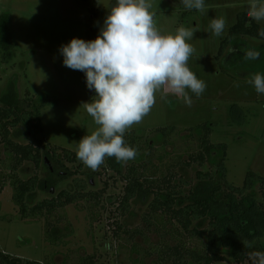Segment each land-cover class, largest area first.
<instances>
[{
	"label": "rangeland",
	"instance_id": "rangeland-1",
	"mask_svg": "<svg viewBox=\"0 0 264 264\" xmlns=\"http://www.w3.org/2000/svg\"><path fill=\"white\" fill-rule=\"evenodd\" d=\"M149 2L152 5L149 11L154 13L155 25L162 34L175 35L181 26L197 29L187 41L195 49L188 67L205 82L206 89L198 97L189 92L190 107L182 97L169 93L161 98L163 92H157L151 111L141 123L127 130L139 135L144 133V147L145 142H150L152 147L146 148L147 152H138L127 163L121 162L122 172L130 164L144 163L149 157L147 174L152 171L153 178H159L172 172L174 183H179L183 174L188 182L186 191L198 184L199 170L220 180L217 170L221 157L215 151L203 166L193 162L187 170L183 168L191 157L204 151L202 140L206 131L201 128L206 124L211 129L209 141L227 145L225 165L230 183L242 186L251 171L264 177V94L257 93L249 83L256 73L264 76V40L246 36L247 41L241 43L240 49L234 50L228 44L220 54L221 43L236 24L239 13L248 12L249 0H204V12L186 9L181 0ZM112 5V0H0V15H11L10 34L16 45V57L9 63H0V94L6 93L13 84L20 99L28 94L39 105L48 99L41 109L43 132L37 136L44 143L76 152L78 142L98 127L81 106L90 102L96 93L88 89L84 72L64 65L60 49L73 38L95 40ZM219 17L225 18L226 27L217 37L209 25ZM257 23L264 26V21ZM248 50L259 52V58L245 59ZM165 128L166 135L162 132ZM31 141L35 137L23 139L24 143ZM0 157H5L3 147ZM107 159L96 171L84 165V170L95 172L91 189L105 191L101 206L95 209L98 219H92L83 201L60 209L52 221L56 220L70 234L55 245L46 240L45 218H21L12 197L13 188L7 183L0 193V250L43 264H78L89 255L96 264H153L158 255L145 252L160 240V233L153 228L159 223L147 219L153 195L132 201L128 211L121 209L126 180L108 168ZM66 164L75 170L78 162ZM25 166L23 178L36 173L34 164L26 162ZM0 170L4 171L1 166ZM39 174L44 175V168ZM73 179H65L59 190L70 188ZM252 191L259 201L263 200L260 181L255 182ZM48 195L39 190L36 201ZM194 226L207 225L194 222ZM135 230L143 233L131 237L129 231ZM214 264H253V256L244 263L218 261Z\"/></svg>",
	"mask_w": 264,
	"mask_h": 264
},
{
	"label": "trees",
	"instance_id": "trees-1",
	"mask_svg": "<svg viewBox=\"0 0 264 264\" xmlns=\"http://www.w3.org/2000/svg\"><path fill=\"white\" fill-rule=\"evenodd\" d=\"M112 1L115 4V0ZM10 19V13L0 15V63H9L16 57V45L10 34ZM262 28L264 26L248 17L247 12L239 13L236 24L221 43L220 54L228 44L234 50L240 49L246 36L264 40L258 35ZM47 100L39 105L28 94L20 99L13 84L9 85L6 93L0 94V149L3 147L5 153V157H0V166L4 170H0V193L9 183L21 218H45L46 240L55 245L70 234L56 220L52 221L56 212L83 201L87 203L92 219L97 220L95 209L101 206L105 191L91 189L95 172L84 170V164L77 158L76 152L49 145L37 137L43 132L41 109ZM201 129L206 131V137L202 140L204 151L191 157V161L183 168L187 170L193 162L203 166L208 156L211 158L215 151L221 157L217 170L221 179L199 170V182L189 191L185 190L188 182L183 179V174L181 183H174L175 173L172 172L159 178H153L152 171L147 174L150 165L146 162L149 157L144 163L130 164L124 173L121 162H117L114 157L107 159L108 168L123 175L126 180L120 201L121 209L128 211L132 201L153 195L147 219L159 223L153 228L160 233V240L145 251L158 255L153 264H214L218 261L244 263L254 252H264V177L251 171L247 173L242 186L230 183L225 165L227 145L209 141L210 126L203 124ZM162 132L166 135L167 129ZM143 134L127 131L124 137L126 144L135 148L137 154L140 151L147 152L149 149L146 148L152 147L150 142H145L144 147ZM31 137H35V141L23 142V139ZM26 162L34 164L36 173L23 178L21 174L27 171ZM66 162H78L77 168L72 170ZM41 168H44L43 176L39 174ZM150 169H153L152 166ZM80 174L85 177H78ZM68 177L74 178L73 185L59 190L61 183ZM256 181L261 182L262 201L252 191ZM39 190L49 193L48 197L36 201ZM194 222L200 225L206 223L207 226H194ZM129 232L131 237L143 233L141 230ZM247 242L253 246L247 247ZM0 264L43 263L11 256L0 250ZM78 264L96 263L94 257L89 255L80 259Z\"/></svg>",
	"mask_w": 264,
	"mask_h": 264
},
{
	"label": "clouds",
	"instance_id": "clouds-1",
	"mask_svg": "<svg viewBox=\"0 0 264 264\" xmlns=\"http://www.w3.org/2000/svg\"><path fill=\"white\" fill-rule=\"evenodd\" d=\"M188 9L204 12V0H181ZM149 0H115L104 20L100 34L92 41L73 38L60 49L66 67L86 74L88 89L96 95L82 103L98 127L77 144L76 155L96 171L106 157L127 163L137 150L125 142V134L142 122L156 103V93L182 97L192 105L189 92L200 96L206 89L188 67L194 47L188 43L196 28L179 27L175 33L162 34L155 25ZM248 17L264 21V2L249 0ZM209 27L219 37L226 27L224 17L211 20ZM258 35L264 38V28ZM260 53L248 50L245 59H258ZM259 94H264V76L253 75L249 81ZM238 86V85H237ZM252 247L251 242L246 243ZM253 264H264V252H254Z\"/></svg>",
	"mask_w": 264,
	"mask_h": 264
},
{
	"label": "crops",
	"instance_id": "crops-1",
	"mask_svg": "<svg viewBox=\"0 0 264 264\" xmlns=\"http://www.w3.org/2000/svg\"><path fill=\"white\" fill-rule=\"evenodd\" d=\"M261 48V47H260Z\"/></svg>",
	"mask_w": 264,
	"mask_h": 264
}]
</instances>
